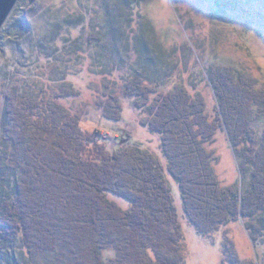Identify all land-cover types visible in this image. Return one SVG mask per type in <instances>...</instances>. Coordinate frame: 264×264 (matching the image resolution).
Returning <instances> with one entry per match:
<instances>
[{
    "label": "trees",
    "instance_id": "16d2710c",
    "mask_svg": "<svg viewBox=\"0 0 264 264\" xmlns=\"http://www.w3.org/2000/svg\"><path fill=\"white\" fill-rule=\"evenodd\" d=\"M121 8L125 24L111 28L110 37L103 25L96 26V40L105 42L106 52L127 38L128 7ZM69 22L73 31L83 27ZM29 29L27 18L20 17L0 32V54L7 60L0 77L10 82L0 117V264H35L42 253L54 254L55 264H185L182 225L166 171L179 184L185 213L199 231L211 233L242 220L253 241L264 245V132L259 138L249 126L250 107L223 94L231 92L227 84H216L221 108L211 117L201 95L183 87L158 93L136 76L129 87L146 113L141 124L161 136L168 163L165 167L141 147L111 154L99 135L83 131L78 117L59 102L76 96L74 85L53 96L45 82L32 94L14 79V47L3 48L1 42ZM79 38L66 32L61 41L51 40L55 47L39 44L44 59L37 67L57 63L63 53L68 64L77 62ZM250 98L264 113V97ZM110 118L118 121L120 115ZM219 132L229 136L242 184L222 186L216 174L212 145ZM109 193L131 207L121 208ZM110 247L116 257L106 261Z\"/></svg>",
    "mask_w": 264,
    "mask_h": 264
},
{
    "label": "rangeland",
    "instance_id": "374dc122",
    "mask_svg": "<svg viewBox=\"0 0 264 264\" xmlns=\"http://www.w3.org/2000/svg\"><path fill=\"white\" fill-rule=\"evenodd\" d=\"M122 1L113 0L111 5V0H19L5 25L26 17L30 29L20 38L1 42L3 48L14 47V79L32 94L40 92L45 82L53 96L65 86L74 85L76 96L59 102L78 117L83 131L99 135L111 154L141 147L155 154L165 167L168 161L161 149V136L141 124L146 113L136 106L137 97L130 92V82L139 75L143 85L158 93L183 87L193 96L201 95L211 117L221 108L216 84H227L231 92L226 89L223 94L250 107L249 126L262 137L264 113L250 97L259 93L264 97V0ZM122 6L128 7L127 38L115 42V48L110 46L106 52L102 48L105 42L98 43L95 30L103 25L110 37L111 28H121L126 21ZM69 21L83 27L73 31ZM66 32L80 37L78 61L68 64L63 53L57 63L37 67L36 61L44 59L37 46L55 47L51 40L61 41ZM6 63V55L0 54V70ZM69 71L73 73L68 75ZM65 76L64 82L61 79ZM9 88L10 82L0 77V117ZM116 113L120 115L118 121L110 118ZM212 148L221 185L242 184L227 132L216 135ZM166 177L182 225L185 264H264V245L253 241L242 220L211 233L199 231L185 213L179 184L168 171ZM108 196L123 209L131 207L122 197ZM104 256L111 261L116 252L110 247ZM55 260L54 254L42 253L35 264H55Z\"/></svg>",
    "mask_w": 264,
    "mask_h": 264
},
{
    "label": "water",
    "instance_id": "95a60500",
    "mask_svg": "<svg viewBox=\"0 0 264 264\" xmlns=\"http://www.w3.org/2000/svg\"><path fill=\"white\" fill-rule=\"evenodd\" d=\"M19 0H0V32Z\"/></svg>",
    "mask_w": 264,
    "mask_h": 264
}]
</instances>
